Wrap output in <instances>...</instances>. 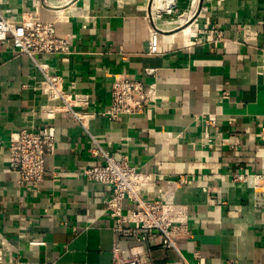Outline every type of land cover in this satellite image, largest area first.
<instances>
[{"label":"crops","instance_id":"1","mask_svg":"<svg viewBox=\"0 0 264 264\" xmlns=\"http://www.w3.org/2000/svg\"><path fill=\"white\" fill-rule=\"evenodd\" d=\"M171 2L0 0V10L15 21L36 11L72 34L75 53L38 59L63 76L65 89L89 94L82 109L97 113L90 133L70 113L57 114L44 180L38 187L19 181L8 163L9 138L50 122L40 110L44 76L11 40L0 42L2 264H113L114 244L126 256L140 252L158 264L178 259L158 235L147 242L115 232L106 208L111 186L81 174L103 162L91 153V134L111 154L157 177L158 187L144 188L147 198L185 206L193 237L177 242L191 264H264V180H236L264 176V0ZM169 12L186 17L189 36L186 29L161 33L160 50L150 51L155 14L170 30L181 23ZM123 76L155 83L156 100L142 115L111 121L102 112L113 81ZM181 177L188 183L179 184Z\"/></svg>","mask_w":264,"mask_h":264},{"label":"built area","instance_id":"2","mask_svg":"<svg viewBox=\"0 0 264 264\" xmlns=\"http://www.w3.org/2000/svg\"><path fill=\"white\" fill-rule=\"evenodd\" d=\"M171 1L163 0V3L170 5ZM149 31L150 51L160 50L161 30L154 17ZM8 40H11L15 52L28 55L44 76L41 91L45 101L40 110L50 122L41 128L34 125L23 127L11 132L9 138V167L18 174L19 181L38 187L46 175V156L54 152L56 147V115L70 113L74 123L90 133L89 122L97 113L94 110L82 109L89 104V94L65 89L63 76L48 64L40 63L38 59L40 54L65 56L75 53L72 34L57 29V20H42L35 11L15 21L0 10V42ZM261 60V67L264 69V48ZM154 71L148 68L145 73L152 75ZM156 96L155 83L148 84L143 79L128 76L117 77L112 84L110 105L102 115L111 121L119 120L124 115H142L156 100ZM207 123L213 126L216 121L209 119ZM262 134L264 138V129ZM91 138L95 144L91 153L102 158L103 162L85 167L81 174L90 181L111 186L106 208L114 222L115 232L124 237L147 242H153L158 235L163 247L173 249L179 255L177 260L164 264H191L179 249L177 242L178 238L193 237L185 206L170 202L163 196L147 198L144 188L158 187L157 177L131 164L127 156L111 154L101 146L95 135L91 134ZM249 177H260L264 180V176L245 174H237L236 180ZM187 183L188 179L179 178V184ZM158 189L163 193L161 187ZM111 254L113 264H158L140 252H132L126 256L116 244ZM3 260V252L0 250V264Z\"/></svg>","mask_w":264,"mask_h":264},{"label":"rangeland","instance_id":"3","mask_svg":"<svg viewBox=\"0 0 264 264\" xmlns=\"http://www.w3.org/2000/svg\"><path fill=\"white\" fill-rule=\"evenodd\" d=\"M168 14V13H167ZM171 14H173L172 16H170L171 18L173 17V16H180L181 14H176V13H172V12H169V15H171ZM188 16H190V14L188 15ZM168 18H169V16H167ZM164 18V16H162V14L160 15V14H155V23H156V25L160 28V30H161V32L160 33H162V37H164L165 35H172V34H174V33H176V32H178V31H180V30H182V29H184V28H186V27H188L189 26V24H190V22H185V19H186V17L183 19L181 16H180V18H182L181 19V23H179V25L177 26V27H173V29L172 30H170L169 28L170 27H167V26H163L161 23H159V21L160 20H162ZM189 18V17H188ZM170 30V31H169ZM164 31H167V32H164ZM189 32H190V29L188 30V32H187V35L186 36H189ZM164 34V35H163Z\"/></svg>","mask_w":264,"mask_h":264},{"label":"bare ground","instance_id":"4","mask_svg":"<svg viewBox=\"0 0 264 264\" xmlns=\"http://www.w3.org/2000/svg\"><path fill=\"white\" fill-rule=\"evenodd\" d=\"M191 14V13H190ZM184 29H186V31H188L189 30V27H186V28H184Z\"/></svg>","mask_w":264,"mask_h":264}]
</instances>
